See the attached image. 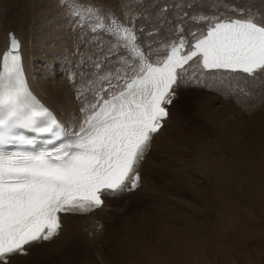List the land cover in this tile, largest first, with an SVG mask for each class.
Instances as JSON below:
<instances>
[{
  "label": "bare ground",
  "instance_id": "obj_1",
  "mask_svg": "<svg viewBox=\"0 0 264 264\" xmlns=\"http://www.w3.org/2000/svg\"><path fill=\"white\" fill-rule=\"evenodd\" d=\"M3 1L5 11L2 17L0 16V59L9 50V31L15 32L20 39L19 55L29 74L33 89L38 96L57 110L71 130L76 131L82 126L88 114L93 110V106H96L103 96L115 94L127 80L132 79L134 74L141 72V65H138V62L130 69L129 62L113 56L111 58L113 65H104L100 61L94 64L96 68L107 67L109 69L103 77L98 76L94 82L91 78L92 74L82 72L80 73L82 84L79 80L72 84L76 76L74 71L80 69V64H76L75 58L69 56L70 53L66 55L64 47L60 45L59 41H67V46H69L71 36L65 30L67 24L57 21L60 19L59 16L61 18L65 16L60 4H56V0ZM74 1L77 0H67V3H74ZM105 1L121 3V0ZM122 1L124 7L119 9L124 11L123 14L131 9V3L133 4L134 0ZM254 1L261 4V9L264 10L263 2ZM87 2L91 3V0ZM197 2L200 1L186 0L184 5L182 0H174L173 8L169 10L171 12L169 17L173 20V29L176 32L164 41L165 43L162 42L163 44L154 41L149 45L150 47L147 48L149 54L146 51L144 53L147 63L160 62L167 50L178 40H188L190 43L192 39L203 35L207 27L222 16L239 15L264 23V12L259 11L257 7V9H252V12H244L241 8L229 12L231 9L227 8L220 14L203 16V13L201 15V2ZM70 8L71 11L76 12L73 5ZM140 9L145 8L142 6ZM58 38H60L59 41ZM89 52L93 54L92 49ZM117 61L119 62L116 67ZM112 72L114 77L102 80ZM58 74L62 76L65 74L67 78H58ZM177 75V83L172 88L175 98L168 106V116L163 120V127L160 131L152 137L144 158L135 169L140 177L138 187L133 190L119 191L116 194L102 191V205L89 212L58 213L60 223L58 234L49 241H40L26 246L27 254L10 256L8 264L13 262L33 264L36 261L35 264H57L59 259H63V263L66 264H179L185 243L181 237L184 232L181 221L186 222L185 228L198 241L196 219L201 211L205 212V208L200 209L197 206V196L193 197L195 193L187 192L188 198L184 201L178 198L176 194L182 192V189L178 188L177 182L187 180L178 179L175 173L180 170L182 172L180 174L184 175L183 169L174 167L169 178L163 177L160 165L158 167V163L152 161L154 152L152 150L153 143L158 141L160 134L168 133V124L172 120L171 111L173 112V108L176 105L180 106L185 100L190 102L196 110L195 113L199 116L196 120L199 121L200 130H207V134L211 132V135L215 136V144H213L216 145V149L222 145V134L229 130L226 128L231 118L237 115L236 109H241L242 113L238 119L242 121L237 119L234 126L230 127L235 128V125H241L240 130L236 132L238 135L235 137L236 140L233 139L238 147V154L235 155L236 161L230 163L231 169L228 172L229 166L222 165L217 179L236 178L233 182L238 193L244 191L243 181L245 179L251 177V181L256 184L262 182V177H264V109L261 104L264 105V91L260 89H264V72L248 76L242 72L207 71L202 68L199 60L193 59L177 69ZM198 82L202 87L194 89L193 87ZM226 86L233 89L235 93L231 94L227 91ZM256 100L261 101L259 107L250 106ZM248 106L249 109H246ZM255 111H258V114ZM206 138L207 136H204V140ZM167 146L176 148L175 142L171 141L167 143ZM149 171H152L151 176H148ZM188 176L190 178L188 181H193V176L191 174ZM189 183L192 184V182ZM218 185L222 188V181L218 182ZM218 185L211 186L212 195L209 201L212 203L213 210L210 209L209 213L211 216L213 212H217L219 217L217 226L226 230L225 225L228 221H226L225 202L229 203L230 197H227L226 190L219 189ZM126 187L131 188V177L126 182ZM227 190V195H229V187ZM124 195L126 198L121 202V196ZM142 195H145L147 199L145 201L139 199L137 204L139 212L122 215L128 201L136 200ZM168 205L173 208L169 209L166 207ZM155 211L154 215L151 214ZM207 213L208 210L205 214ZM204 220L208 221L210 217ZM34 249L41 250V253L32 256Z\"/></svg>",
  "mask_w": 264,
  "mask_h": 264
},
{
  "label": "snow or ice",
  "instance_id": "obj_2",
  "mask_svg": "<svg viewBox=\"0 0 264 264\" xmlns=\"http://www.w3.org/2000/svg\"><path fill=\"white\" fill-rule=\"evenodd\" d=\"M117 32L138 58L143 75L93 111L75 143L38 154L0 150V264L57 235L58 213L89 212L102 205V191L116 194L138 187L135 169L168 116L164 105L175 98L177 69L200 57L207 71L248 76L264 72V23L252 18L218 21L183 55L181 40L162 66L147 63L129 29ZM18 48L11 36V46L0 59V146L32 142L17 139L15 129L53 137L60 129L53 113L28 90Z\"/></svg>",
  "mask_w": 264,
  "mask_h": 264
},
{
  "label": "rangeland",
  "instance_id": "obj_3",
  "mask_svg": "<svg viewBox=\"0 0 264 264\" xmlns=\"http://www.w3.org/2000/svg\"><path fill=\"white\" fill-rule=\"evenodd\" d=\"M56 1V4H60L61 11L65 13V16L63 18L59 16L60 19H57V21L66 23L65 30L71 35L69 37V46H67V41H59L60 38H58V41L64 47V53L66 52V55L70 53L71 55L69 56L75 58L76 64H80V69H75L74 71V75L76 76L72 84L78 80L82 84L83 80L80 76L82 72L92 74L91 78L94 82L98 76L103 77L105 73H108L109 69L107 67L99 69L94 67V64L100 61L104 65H113L114 63H111L113 56L129 62L130 69L135 65L137 61L132 62L130 58V46H126L128 45L126 40L119 38L117 29L126 28L134 33L136 37L135 44L136 46L138 45L137 47L143 54L145 51L149 54L146 45L154 43V41H159L160 44H163L165 43L164 41L176 32L173 29V20L169 17L171 12L168 10V8L173 6L174 0H134L133 4L131 3V9L123 14L122 12L124 11H120L119 9L124 7L122 0L121 3H114L112 1H110L111 3H107L105 0H103L104 2L102 0H91V3H88V0H77L70 4L67 3V0ZM182 1L184 4L186 0ZM198 1L201 2L197 3L201 4V15L203 13V16L220 14L227 8L231 10L241 8L242 10L244 9V12H252V9L257 7L259 11L264 12L261 9L262 5L257 4L254 0ZM259 1L264 3V0ZM72 5L76 8V12L74 10L71 11L70 7ZM104 6L105 8H103ZM142 6L145 8L144 10L140 9ZM4 8V1L0 0L1 17L3 11H5ZM66 17L68 18L66 19ZM90 49H92L93 54H90ZM96 61L98 62L96 63ZM118 62L115 64L116 67L118 66ZM60 75L57 77L67 78L65 74L63 76L62 74ZM114 76L112 72L102 80ZM200 82L193 88L202 87L199 86ZM226 89L231 94L235 93L230 87L227 88L226 86ZM260 90L264 91V89ZM260 103L261 101L256 100L250 106L259 107ZM261 105L264 109V105ZM247 108L249 109V106ZM236 110L237 115L231 118L229 126L226 128L229 130L222 134V145L219 146V149H216V145H214L215 136L211 135V132L207 134V130H200L199 121L196 120L199 116L195 113L196 110L190 105V102L185 100L180 106L176 105L173 108V112L171 111L172 120L168 124V133L164 135H161L163 134L161 133L160 138L157 139L158 141L156 140L157 142L153 143V150L151 148L154 151L152 161L158 163V167L160 165L163 177L169 178L174 167L183 169L184 175L180 174L182 173L180 170L175 173L178 179L187 180L185 182H181L180 180L177 182L178 188L182 189V192L176 194L178 198L184 201L188 198L187 192L189 194L195 193L193 197L197 196V206L200 209L205 208V212L201 211L199 217L196 219L198 222L196 233V235L199 234L198 241L185 228L186 222L181 221L184 231L181 237L185 243L182 251L183 256L180 258L179 264H264V177H262L263 180L259 184L253 183L251 177L245 179L243 181L244 191L242 193H238L235 190V183L233 181L236 178L217 179L221 166H229L228 172L231 169L230 163L236 161L235 155L238 154L235 137L238 136L236 132L240 130L241 125H235V128H230L234 126V122L242 113L241 109L238 108ZM245 111L248 112L249 110ZM255 112L258 114V111ZM238 120L242 121L241 119ZM204 136H207L208 139L204 140ZM234 138L235 140L233 141ZM169 141L175 142L176 148H168L170 147L167 146ZM203 144L206 145L204 146ZM151 172H148V176H151ZM188 174L193 176V181H188L190 180ZM220 181H222V188L218 185ZM189 182H192V184ZM216 184L219 189L226 190V196L230 197L229 203L225 202V206H227L226 221H228V224L225 225L227 227L226 230L217 226L219 219L217 212H213L211 216L209 213L210 209L213 210L212 203L209 201L212 195L211 186ZM228 187L230 190L229 195H227ZM125 198V195L121 196V202ZM139 199L140 201H145L147 197L142 195L136 200H129L125 208L126 210L122 215L125 216L128 213L131 215L139 212L137 211ZM130 207L135 209H131ZM166 207L169 209L173 208L169 205ZM207 210L208 213L205 214ZM155 213L156 211L151 214L154 215ZM209 217L210 220H204ZM39 251L38 249H34L31 255L41 253V250ZM59 263L66 264L65 262L63 263V259H59L57 264ZM11 264L17 263L13 262Z\"/></svg>",
  "mask_w": 264,
  "mask_h": 264
}]
</instances>
